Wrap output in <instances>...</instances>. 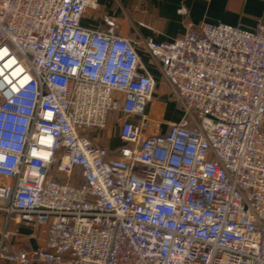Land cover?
<instances>
[{"label": "built area", "instance_id": "1", "mask_svg": "<svg viewBox=\"0 0 264 264\" xmlns=\"http://www.w3.org/2000/svg\"><path fill=\"white\" fill-rule=\"evenodd\" d=\"M98 10L0 0V264H264V20L135 42ZM139 46L183 111L166 132Z\"/></svg>", "mask_w": 264, "mask_h": 264}, {"label": "crops", "instance_id": "2", "mask_svg": "<svg viewBox=\"0 0 264 264\" xmlns=\"http://www.w3.org/2000/svg\"><path fill=\"white\" fill-rule=\"evenodd\" d=\"M100 10L90 11L83 20L84 26H97L105 18L115 21L121 36L139 41L154 38L158 43L172 42L188 30L190 24H225L253 30L258 20H264V0H97ZM184 10L185 13L181 11ZM138 53L148 72L157 82L154 101L147 113L152 120L162 124L166 132L169 123L178 122L183 111L171 99V88L164 80L160 66L142 47ZM156 111L154 112L153 109ZM113 124V125H112ZM91 137L100 145L113 151L122 145L119 124L112 114L107 130ZM22 235L28 230L19 227ZM24 240V239H21ZM27 243V242H26ZM26 246H34L27 243Z\"/></svg>", "mask_w": 264, "mask_h": 264}, {"label": "rangeland", "instance_id": "3", "mask_svg": "<svg viewBox=\"0 0 264 264\" xmlns=\"http://www.w3.org/2000/svg\"><path fill=\"white\" fill-rule=\"evenodd\" d=\"M171 100H172L173 102L176 103L175 100H173V99H171ZM153 111H154V112L156 111V107H155V109H153ZM112 125H113V124H112ZM3 225H4V218H3V216L0 215V228H1ZM18 227H20V226H18V225H13V226H11V227H10L11 232H15L16 229H17ZM17 244L20 245V246H23V247H28V246H26L27 243H26L25 240H18V241H17Z\"/></svg>", "mask_w": 264, "mask_h": 264}, {"label": "trees", "instance_id": "4", "mask_svg": "<svg viewBox=\"0 0 264 264\" xmlns=\"http://www.w3.org/2000/svg\"><path fill=\"white\" fill-rule=\"evenodd\" d=\"M74 184H77V182H73ZM79 183H81V182H79Z\"/></svg>", "mask_w": 264, "mask_h": 264}]
</instances>
